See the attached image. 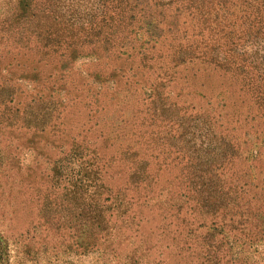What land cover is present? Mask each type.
Segmentation results:
<instances>
[{"label":"rangeland","instance_id":"obj_1","mask_svg":"<svg viewBox=\"0 0 264 264\" xmlns=\"http://www.w3.org/2000/svg\"><path fill=\"white\" fill-rule=\"evenodd\" d=\"M13 2L0 0V16ZM52 3L62 19L86 24L94 0H40L37 10L48 16ZM184 5H144L141 40L165 29L154 22V11L173 34ZM23 26L16 27L19 35ZM2 34L0 114L15 111L16 118L5 128L0 117V264H264V144L252 147V137L243 136L248 120L235 133L213 100L194 97L178 73L168 81L155 72L144 85L150 76L139 79L127 64L109 76L103 61L88 57L36 65L16 55L11 35ZM154 83L161 95L152 101ZM185 106L187 114L209 115L220 137L197 130L206 120L194 117V128L174 115ZM225 136L240 149L226 150ZM134 141L147 150L150 169L160 167L156 193L143 192L138 209H120L126 221L120 229L117 212L107 211V233H101L97 208L71 192V179L81 185L77 150H106L108 158L119 144ZM108 175L110 183L103 182L112 189L133 191L126 166L114 163ZM92 191L87 200L97 203Z\"/></svg>","mask_w":264,"mask_h":264},{"label":"trees","instance_id":"obj_2","mask_svg":"<svg viewBox=\"0 0 264 264\" xmlns=\"http://www.w3.org/2000/svg\"><path fill=\"white\" fill-rule=\"evenodd\" d=\"M39 1L14 0L0 16V34L11 35L16 55L22 54V58L33 60L36 65L41 61L48 62L44 59L53 62L59 56L71 62L79 57H88L103 61L100 65L104 72L108 70V76L119 66L122 68L127 64V71L139 79L145 76L142 73L150 76L151 80L149 77L141 80L144 85L153 83L152 74L155 72H158L156 78L161 74L168 81L178 73L180 79L186 78L185 82L192 85L194 97L203 99L207 96V101L213 100L219 108L217 116L223 118L224 125H230V129L237 133L248 120L251 126L243 136L252 137V147L264 144V0H94L86 24L77 23L70 15L62 19L55 3L51 4L48 16H43L39 8L37 10ZM173 1L185 3L174 33L170 34V26L161 22L159 12L154 11V22L165 29L141 40L140 35H144L141 31L144 5L149 3L154 8ZM18 24L25 26L21 35L16 29ZM167 39L169 44H164ZM160 86L158 83H154L153 88L150 86L152 101L160 97ZM10 103L11 99L6 98L3 108L9 111L7 104ZM186 107L175 110L174 115L183 122L194 123V128V117L199 119V124L206 120L208 126L197 125V130L209 133L213 138L220 137V126H216L209 115L204 112L187 114ZM2 113L0 117L4 118L5 128L12 126L15 111L11 113L13 115L4 114V110ZM188 127L191 126L187 124ZM137 137L142 136L138 133ZM224 140L227 141L224 144L226 150L240 149L238 144L233 145L230 137L225 136ZM130 143L119 144L117 151L108 158L106 150L104 153L100 150H77L81 156L78 160L81 171L76 174L81 175L78 180L81 185L71 179V192L76 194L78 190L85 195V205L97 208L101 233H107V211L117 212L115 218L120 224L117 225L118 221L114 224L120 229L126 222L120 220L124 214L121 210L129 212L138 205L143 192L154 196L157 190L160 167L150 169L147 150L137 147L138 142ZM170 153L166 150L167 155ZM114 163L118 168L127 167L133 191L125 193L124 188L112 189L103 182L107 179L110 183L108 172ZM63 175L57 174V178L62 180ZM91 188L97 196V203L92 198L87 200L92 196ZM135 194L137 199H134ZM178 195L182 200L188 193ZM159 196L157 193L156 197Z\"/></svg>","mask_w":264,"mask_h":264}]
</instances>
